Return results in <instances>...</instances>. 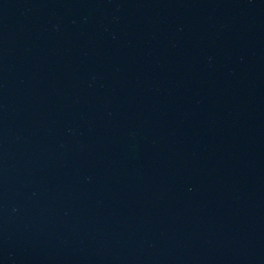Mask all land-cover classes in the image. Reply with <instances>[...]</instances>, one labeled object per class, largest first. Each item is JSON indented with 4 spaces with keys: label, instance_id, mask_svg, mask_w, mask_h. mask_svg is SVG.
I'll use <instances>...</instances> for the list:
<instances>
[{
    "label": "water",
    "instance_id": "water-1",
    "mask_svg": "<svg viewBox=\"0 0 264 264\" xmlns=\"http://www.w3.org/2000/svg\"><path fill=\"white\" fill-rule=\"evenodd\" d=\"M24 264H264V0H138Z\"/></svg>",
    "mask_w": 264,
    "mask_h": 264
}]
</instances>
